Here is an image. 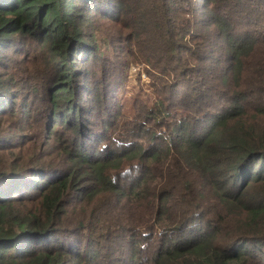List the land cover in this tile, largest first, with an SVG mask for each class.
<instances>
[{"label":"trees","instance_id":"obj_1","mask_svg":"<svg viewBox=\"0 0 264 264\" xmlns=\"http://www.w3.org/2000/svg\"><path fill=\"white\" fill-rule=\"evenodd\" d=\"M0 264H264V0H0Z\"/></svg>","mask_w":264,"mask_h":264},{"label":"rangeland","instance_id":"obj_2","mask_svg":"<svg viewBox=\"0 0 264 264\" xmlns=\"http://www.w3.org/2000/svg\"><path fill=\"white\" fill-rule=\"evenodd\" d=\"M149 70H151L149 64L133 61L129 64L124 93V102L127 103V106L130 105L136 95H140L141 99L150 105L156 102L154 83Z\"/></svg>","mask_w":264,"mask_h":264}]
</instances>
